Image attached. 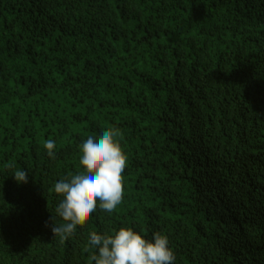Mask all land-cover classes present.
Listing matches in <instances>:
<instances>
[{
  "label": "trees",
  "instance_id": "1",
  "mask_svg": "<svg viewBox=\"0 0 264 264\" xmlns=\"http://www.w3.org/2000/svg\"><path fill=\"white\" fill-rule=\"evenodd\" d=\"M110 128L123 200L61 241L54 185ZM121 227L264 264V0H0V264H95Z\"/></svg>",
  "mask_w": 264,
  "mask_h": 264
},
{
  "label": "clouds",
  "instance_id": "2",
  "mask_svg": "<svg viewBox=\"0 0 264 264\" xmlns=\"http://www.w3.org/2000/svg\"><path fill=\"white\" fill-rule=\"evenodd\" d=\"M116 129H108L97 139L89 136L81 146L82 170L56 182L54 192L63 196L56 214L65 223L57 224L53 215L51 231L61 241L72 236L77 226L83 227L97 207L112 213L124 197V170L127 156L117 137ZM50 157H55V143L45 142ZM18 182H27L28 172L14 173ZM89 245L97 251L90 257L95 264H174V252L166 235L156 232L145 238L130 227H121L114 235L90 234Z\"/></svg>",
  "mask_w": 264,
  "mask_h": 264
}]
</instances>
